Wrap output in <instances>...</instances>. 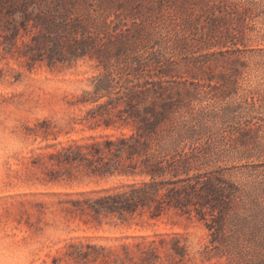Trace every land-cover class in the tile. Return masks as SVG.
I'll list each match as a JSON object with an SVG mask.
<instances>
[{
	"label": "rangeland",
	"instance_id": "rangeland-1",
	"mask_svg": "<svg viewBox=\"0 0 264 264\" xmlns=\"http://www.w3.org/2000/svg\"><path fill=\"white\" fill-rule=\"evenodd\" d=\"M81 22L94 46L72 49L70 28ZM58 40L64 46L51 54ZM126 53L161 57L184 96L172 114L182 145L203 149L206 170L225 169L264 199V0H0V264L229 263L205 222L174 210L156 219L67 211L82 194L146 180L56 162L72 144L133 133L118 116L125 104L107 113L109 128L82 121L99 104L81 102L94 79ZM261 218L252 240L264 264ZM168 236L186 246L185 258L144 247Z\"/></svg>",
	"mask_w": 264,
	"mask_h": 264
},
{
	"label": "trees",
	"instance_id": "trees-1",
	"mask_svg": "<svg viewBox=\"0 0 264 264\" xmlns=\"http://www.w3.org/2000/svg\"><path fill=\"white\" fill-rule=\"evenodd\" d=\"M83 26L81 22L70 28L72 39L68 47L81 45L86 50L89 45L94 46ZM118 26L115 23L117 29ZM120 30L124 34L129 29ZM63 46L58 40L51 54L61 51ZM92 47L89 54L104 56L105 51H91ZM85 54L73 56L80 58ZM116 61V65L104 64L103 74L94 79V89L88 93L90 98L81 101L99 103L82 121L88 122L90 128H109L115 122L106 117L107 113L125 104L118 116L123 123L132 122L133 133L86 145L72 144L58 152L56 162L71 169L83 166L94 175L142 176L146 180L91 196L82 194L81 198L69 201L67 211L120 219L149 212L156 219L174 210L205 222L213 237V249L227 255L228 264H260L252 240L264 215V199L257 187L233 182L225 169L206 170L204 150L187 143L182 145L186 135L181 133L172 114L182 105L184 96L176 95L169 85L171 81L165 78L170 76L169 71L159 66L161 57L126 53L125 57L117 56ZM185 92L187 96L192 94L189 89ZM105 97L107 100L100 103ZM71 169L69 176H73ZM168 244L171 245L167 247ZM159 245L180 258L188 255L178 237L144 242L149 253H154ZM210 249L206 247V254Z\"/></svg>",
	"mask_w": 264,
	"mask_h": 264
}]
</instances>
